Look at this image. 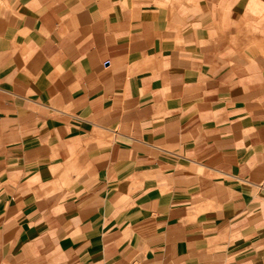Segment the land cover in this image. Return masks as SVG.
<instances>
[{"label": "crops", "instance_id": "1", "mask_svg": "<svg viewBox=\"0 0 264 264\" xmlns=\"http://www.w3.org/2000/svg\"><path fill=\"white\" fill-rule=\"evenodd\" d=\"M0 264H264V0H0Z\"/></svg>", "mask_w": 264, "mask_h": 264}]
</instances>
